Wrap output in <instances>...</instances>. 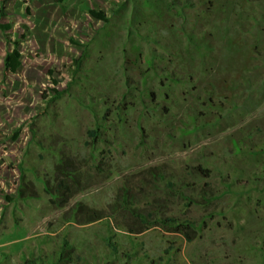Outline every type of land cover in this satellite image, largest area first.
Wrapping results in <instances>:
<instances>
[{
    "label": "rangeland",
    "instance_id": "374dc122",
    "mask_svg": "<svg viewBox=\"0 0 264 264\" xmlns=\"http://www.w3.org/2000/svg\"><path fill=\"white\" fill-rule=\"evenodd\" d=\"M31 259L264 264V0H0V264Z\"/></svg>",
    "mask_w": 264,
    "mask_h": 264
},
{
    "label": "trees",
    "instance_id": "16d2710c",
    "mask_svg": "<svg viewBox=\"0 0 264 264\" xmlns=\"http://www.w3.org/2000/svg\"><path fill=\"white\" fill-rule=\"evenodd\" d=\"M90 13L95 18H98L100 20L107 21V19H108L107 13L104 10L93 8V9L90 10ZM3 26H4V28H8L9 27V25H3ZM4 64H5V67L9 71L15 72L19 68V66L21 65V52L17 48H13L11 51H9L5 55ZM89 134H91L94 137V136H96V131L95 130H90ZM200 170H202L204 172L207 171L206 169H202V168H200ZM62 255H63V253H62ZM27 264H50V263H47L45 261H42V262L38 263L36 259H31V260L27 261Z\"/></svg>",
    "mask_w": 264,
    "mask_h": 264
}]
</instances>
